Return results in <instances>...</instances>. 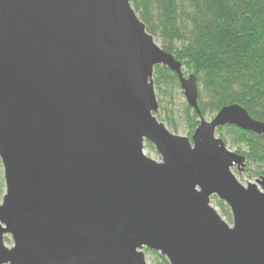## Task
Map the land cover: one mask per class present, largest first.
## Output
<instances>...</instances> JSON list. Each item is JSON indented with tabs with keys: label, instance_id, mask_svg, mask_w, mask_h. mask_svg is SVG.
<instances>
[{
	"label": "water",
	"instance_id": "water-1",
	"mask_svg": "<svg viewBox=\"0 0 264 264\" xmlns=\"http://www.w3.org/2000/svg\"><path fill=\"white\" fill-rule=\"evenodd\" d=\"M159 66L200 116L191 137L157 117ZM198 95L130 0H0V264H264V175L242 184L216 135L264 122L239 103L207 120Z\"/></svg>",
	"mask_w": 264,
	"mask_h": 264
},
{
	"label": "trees",
	"instance_id": "trees-1",
	"mask_svg": "<svg viewBox=\"0 0 264 264\" xmlns=\"http://www.w3.org/2000/svg\"><path fill=\"white\" fill-rule=\"evenodd\" d=\"M162 48L194 73L202 115H215L224 106L239 103L256 120L264 122V0H130ZM154 85L159 102L157 117L178 131L176 100L180 80L165 66L155 68ZM182 119L192 135L200 116L182 101ZM165 123V124H166ZM246 156L250 175H264V138L236 126L219 127ZM146 147L154 149L146 142ZM255 166V168H253ZM216 205L229 220V207L217 197ZM10 242V238L6 237ZM151 264H170L157 252L145 249Z\"/></svg>",
	"mask_w": 264,
	"mask_h": 264
},
{
	"label": "rangeland",
	"instance_id": "rangeland-1",
	"mask_svg": "<svg viewBox=\"0 0 264 264\" xmlns=\"http://www.w3.org/2000/svg\"><path fill=\"white\" fill-rule=\"evenodd\" d=\"M179 92L181 93V96H178L177 97V100H176V114L177 116L179 117L177 120H178V131L174 132L169 126L168 124L166 123L167 127L174 133H177L179 135H182V136H188V137H191V135L189 134L190 131H189V127L187 126V124L185 123V121L182 119V101L183 99L185 100V96L183 94V91L182 89L180 88L179 89ZM186 101V100H185ZM215 115H206V119L207 120H211ZM217 136L223 138L225 140V142L227 143V146L229 149H231L232 151H236L237 150V144L232 140V137H230L228 134H225L224 135H221L220 133H216ZM145 154L148 155L149 157L157 160V161H160L161 160V157L160 155L156 152L155 149H149L145 146ZM253 168H255V166H253ZM233 172L236 174L237 178L239 179V181L244 184V185H247L248 182H254L255 181V178L256 176L254 175H250L249 171H248V168L247 170H244L242 172H239L237 168H233ZM6 192V184H5V178H4V169H3V166H2V163H1V160H0V203L2 202L3 200V196ZM211 204L221 213V215L223 216V218L229 222L230 224H232V218L229 220L226 216H224L221 212V210L219 209V207L216 205V202H215V199H212L211 200ZM6 244L7 246H11L12 245V241L8 242L6 241ZM146 255H147V259H148V262L151 264V261L149 260V257H148V254L146 252Z\"/></svg>",
	"mask_w": 264,
	"mask_h": 264
}]
</instances>
